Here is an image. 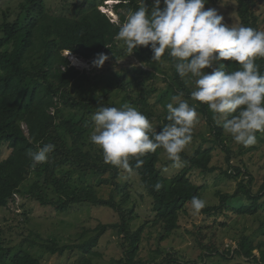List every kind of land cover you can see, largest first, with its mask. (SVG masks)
I'll return each mask as SVG.
<instances>
[{
  "label": "trees",
  "instance_id": "obj_1",
  "mask_svg": "<svg viewBox=\"0 0 264 264\" xmlns=\"http://www.w3.org/2000/svg\"><path fill=\"white\" fill-rule=\"evenodd\" d=\"M118 1L115 8L120 22L112 21L109 15L98 7H93L77 18H72L44 12L42 0H24L21 3L22 8L27 12L24 24L20 25L18 20L14 23L4 21L1 24L3 28H0L3 31V36H0V146L6 143L11 149V153L0 161V208L8 206L9 201L16 194L22 193L20 188L30 170L34 169L36 183L27 193L42 206H51L60 212H66L75 204L90 203L117 210L120 222L99 224L96 227L97 233L83 243L59 245L48 241L40 244V247L51 254H63L69 249H79L84 253L82 264H94L90 256L101 255L94 248L109 228L116 229L126 242L123 256L115 260L114 264H151L138 257L143 227L136 231L130 230L132 210H125L114 199L113 193L110 198H102L97 194L96 187L91 184L74 183V171L66 169L67 166H72L81 173L101 176L98 186L116 184L120 168L104 162L102 149L98 152L84 149L82 142L90 122L83 117L75 120L76 114L69 118L62 117V109L57 104L59 102L66 107L79 111L86 110V112H91L100 106L120 107L114 100H110V96L113 98L116 94L112 76L101 94L93 97L74 96L71 86L75 79L81 77V71L72 65L68 56L64 54L65 50H69L85 59H91L98 53L106 51L109 48L106 44L110 47L115 46L119 25L125 22L127 17V14L118 9L125 8L126 12L130 13L140 7L138 0ZM237 2V14L241 26L258 30V17L254 12L257 0H237ZM143 51L142 57L145 58L147 55L145 58L147 62L155 64L156 61L152 60L151 47L144 46ZM161 58L171 63L173 75L167 79V86L160 90L158 101L166 107L172 97L180 93H183L182 98L192 100L191 92L194 90L175 69V63L178 61L172 58L167 50ZM223 63L227 72L240 68L239 63L235 61H223ZM255 64L260 73L264 74V57H257ZM143 72L148 73L147 76H157L147 69ZM145 99L139 97L135 105L143 108ZM196 102L198 104L194 105L196 110L203 114L212 134L220 140L224 129L214 122L207 104ZM167 115L168 113L164 117L163 125L168 123ZM47 143L54 144L55 149L48 154L47 162L33 168L32 161L27 155L28 150L36 151L39 146ZM180 155L187 166L171 177L162 174L158 167L160 148L154 153L148 152L139 157L144 163L138 169L135 168L136 158H130L133 171L140 175L145 189L153 198V210L157 222L165 225V235L171 234L179 227L180 214L185 211L186 205L191 203L193 196L202 199V188L190 180L189 172L193 168L209 172L215 169L210 166L211 149L199 148L191 156L183 151ZM239 173L241 171L238 168L235 175ZM108 174L109 177L106 176ZM158 182L162 187L156 190L155 185ZM49 189L55 196H50ZM241 191L250 203L235 209V212L245 215L256 214L263 207L261 202L263 195L254 194L252 188L243 181L239 182L236 194H219L221 199L219 206L205 205L200 211L209 214L220 207H226L227 201L234 196L237 197ZM24 241L31 246L36 245L33 240L26 238ZM256 249L258 246L248 236H244L236 252L264 263V249L260 248L259 255L255 254ZM8 262L41 264L38 258L25 251L12 254V247L5 245L0 239V264ZM158 264H186V262L168 253Z\"/></svg>",
  "mask_w": 264,
  "mask_h": 264
},
{
  "label": "rangeland",
  "instance_id": "obj_2",
  "mask_svg": "<svg viewBox=\"0 0 264 264\" xmlns=\"http://www.w3.org/2000/svg\"><path fill=\"white\" fill-rule=\"evenodd\" d=\"M23 1L0 0L1 29L4 21L14 23L18 20L20 25L24 24L27 12L22 8ZM42 4L44 12L55 16L77 18L93 7L100 9L104 7L103 9L111 16L117 14L114 3H109L108 0H42ZM138 4L142 6V0H138ZM146 4L151 9L154 0H146ZM208 8H214L218 14L223 15L225 24L241 26L237 14V0H206L205 9ZM118 11L127 16L130 14L125 8H119ZM254 12L258 17V30L264 31V0H257ZM112 18L117 19L116 16ZM1 29L0 36H3ZM143 50L144 46H140L131 55L123 54L126 52L123 41H117L115 46L102 52L109 56L102 68H97L92 63L97 55L84 60L85 63L82 65H75L70 58L73 53L67 51L71 64L81 71V77L75 79L71 86L72 94L76 97H93L101 94L112 76L116 94L113 98L110 96V100H114L120 106L121 102L134 106L149 119L154 131L160 130L167 108L158 101V94L167 86V79L173 75V69L171 63L162 58L155 64L147 62L145 59L147 55L145 54V58L142 57ZM133 64L137 66L133 67ZM213 66L217 67L218 62L213 61ZM146 69L157 76H147L148 73L143 72ZM205 71L211 72L212 68H206ZM194 79L185 77L188 86L193 90ZM139 97L146 98L143 108L135 105ZM181 99L186 100L182 97ZM187 101L191 106L198 105L196 101ZM57 104L62 109V117L69 118L76 114L75 120L83 117L90 122L88 130L84 133L82 142L84 149L92 152L101 150L90 141L91 132L94 130L91 117L97 109L86 112L66 107L59 102ZM209 112L214 117L210 109ZM192 132V140L184 152L191 156L199 148L212 150L210 166L215 169L209 172L193 168L188 174L194 184L201 186V197L205 205L219 206L221 201L219 194H236L239 182L243 181L252 188L254 194L263 195L261 199L263 207L256 214L245 215L235 212V209L250 203L242 191L237 197L234 196L227 201L226 207L229 209L223 206L209 214H203L201 211L195 213L189 202L185 211L180 214L179 227L171 234L165 235V225L157 222L153 210V198L148 194L136 171L128 173L120 169L116 184L98 186L101 176L81 173L72 166H67L66 169L74 171L73 179L76 185L91 184L96 187L97 194L102 198H110L113 193L114 199L125 210H132L130 230L136 231L143 227L138 254L140 260L158 264L168 253H172L186 264H264L236 252L244 236H248L258 246L254 251L256 255H259L260 248L264 249V132L256 133L257 142L250 147L237 144L225 131L220 141L212 134L205 117L198 111ZM68 138L70 139V136ZM221 143L225 148L221 147ZM10 153L11 149L3 143L0 146V161ZM186 166V162L182 160L180 168L173 167L164 149L160 148L158 167L162 174L171 177ZM238 168L241 173L235 175ZM34 183L36 172L31 169L20 188L22 193L16 194L8 206L0 208V239L5 245L12 247V254L25 251L38 258L41 264H82L84 253L79 249H69L63 254H51L40 247V244L48 241L59 245L80 244L97 233L96 227L99 224L120 222L119 212L106 206L81 203L73 205L66 212H60L51 206H42L27 193ZM48 193L55 196L51 189ZM26 238L35 241L36 245L31 246L25 242ZM125 248L123 235H119L116 229L109 228L94 248L101 255H91L90 258L94 264H114L115 260L123 256Z\"/></svg>",
  "mask_w": 264,
  "mask_h": 264
},
{
  "label": "clouds",
  "instance_id": "obj_3",
  "mask_svg": "<svg viewBox=\"0 0 264 264\" xmlns=\"http://www.w3.org/2000/svg\"><path fill=\"white\" fill-rule=\"evenodd\" d=\"M108 2L115 6L119 1ZM205 3L206 0H154L149 9L146 0H142V6L119 25L115 39L123 41L127 55L140 46H150L152 60L157 62L167 50L178 61L175 69L179 76L195 78L191 99L207 104L215 123L234 142L250 147L257 142L256 133L264 132V74L255 64L257 57H264V31L225 24L224 16L214 8L205 9ZM103 8L102 12L118 22V14L111 16ZM67 51L64 54L69 58ZM108 59L107 54L98 53L92 63L102 68ZM213 61L218 62L217 67ZM223 61L238 62L240 68L227 72ZM206 68L212 71H205ZM182 95H174L166 105L168 123L160 131H154L149 119L128 103L120 107L100 106L91 117L94 130L90 141L102 149L105 163L128 173L133 171L130 158H136L138 169L144 163L139 157L158 148L164 149L173 167L180 168V154L190 144L197 120L196 107L181 99ZM54 149V144L47 143L36 151L28 150L31 166L47 162ZM161 187L159 182L155 185L156 190ZM204 207L201 198L192 197L195 213Z\"/></svg>",
  "mask_w": 264,
  "mask_h": 264
},
{
  "label": "bare ground",
  "instance_id": "obj_4",
  "mask_svg": "<svg viewBox=\"0 0 264 264\" xmlns=\"http://www.w3.org/2000/svg\"><path fill=\"white\" fill-rule=\"evenodd\" d=\"M71 59L73 60L75 65H82L85 63L84 58L75 56V54H72Z\"/></svg>",
  "mask_w": 264,
  "mask_h": 264
}]
</instances>
